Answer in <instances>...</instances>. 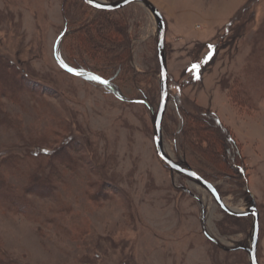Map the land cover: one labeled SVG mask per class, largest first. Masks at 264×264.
<instances>
[{
    "label": "rangeland",
    "instance_id": "1",
    "mask_svg": "<svg viewBox=\"0 0 264 264\" xmlns=\"http://www.w3.org/2000/svg\"><path fill=\"white\" fill-rule=\"evenodd\" d=\"M150 1L167 26L164 151L213 179L229 207L246 212L255 198L264 264V0ZM105 12L83 0H0V260L251 264L253 217L225 213L156 152L155 17L141 3ZM186 110L221 118L242 175L188 148L198 133L182 126ZM219 143L207 149L224 156Z\"/></svg>",
    "mask_w": 264,
    "mask_h": 264
},
{
    "label": "water",
    "instance_id": "2",
    "mask_svg": "<svg viewBox=\"0 0 264 264\" xmlns=\"http://www.w3.org/2000/svg\"><path fill=\"white\" fill-rule=\"evenodd\" d=\"M88 6L92 7L95 10L100 11H116L123 9L124 7L132 4V3H141L145 5L150 12L155 17L158 26H159V40L157 44V53H158V59L160 63V103H159V109L156 115V119L153 123V138H154V145L156 148V152L160 159L164 162V164L170 169L172 175L175 172H179L183 175H186L197 182H200L202 185H204L213 195L215 200L217 201L218 205L221 207V209L235 217H253V236L251 240L250 247L247 248L249 252V258L251 264H260L258 260V243H259V234H260V214L257 207V202L255 198L251 201V206L248 211L242 212L238 211L234 208H231L227 205L223 197L221 196L220 192L218 191L216 185L212 183L211 181L205 179L203 176H201L199 173H197L195 170H193L190 167H185L181 163H178L175 161L172 157L168 156L163 148V141H162V124L163 119L166 112V107L168 103L169 98V82H168V66L166 61V22L164 19L163 14L161 11L150 1V0H120L113 3L103 2L99 0H93V3H89V0H83ZM99 4L100 7H97L96 5ZM209 238L215 242L218 243L216 239H213L209 236Z\"/></svg>",
    "mask_w": 264,
    "mask_h": 264
},
{
    "label": "trees",
    "instance_id": "3",
    "mask_svg": "<svg viewBox=\"0 0 264 264\" xmlns=\"http://www.w3.org/2000/svg\"><path fill=\"white\" fill-rule=\"evenodd\" d=\"M100 13L103 12V14H106L105 11H100L98 10ZM127 32V31H126ZM116 48H114L115 50ZM90 71H87V72H92V73H95L93 75H97L96 73H99L97 71H94L93 69H88ZM104 77V76H103ZM112 80V78H111ZM187 112V115H182L181 111H179V114L181 116V123H182V126L184 125H188L189 128L188 131H193V133H200L199 131H206V130H209L211 131V133L213 134V139H217L218 140V143L219 145H221V147L223 146V154L224 156H220L219 152L216 150V148L212 147L211 149H207V148H210L211 145H214V141L217 142V140H214L212 143L209 142L207 143V141H204V135H198L197 134V138L198 139H195V138H190V146L188 148H190V150L194 151L196 155H201L202 154V151H203V147L204 148V151H203V155L205 156V153L207 154L206 156L207 159H209L212 163H214L216 165V167H222V166H232L235 168V170H237V172L242 175L241 172H245L244 171V167H243V162H242V155H241V150L239 149V144L238 142L232 138L231 134H229L228 132V127L227 125H225L221 119L218 117V116H214L212 117L211 119V122H207L205 120V118H202V117H196V116H191V114L186 110ZM186 116L189 117L188 119V124H187V119H186ZM207 119V118H206ZM206 125L208 126V129L207 128H201L202 125ZM181 126V129L183 130ZM203 127V126H202ZM185 128V127H184ZM180 129V133H181V130ZM212 140V139H211ZM236 148V149H235ZM209 151V152H208ZM208 152V153H207ZM233 159V161H232ZM242 163V164H241ZM223 168V167H222ZM195 170L197 173H199L201 176H203L205 179L209 180V181H213V179H211L210 177L204 175L203 173H200L199 171H197L196 169H193ZM219 191V190H218ZM233 219H237V218H233ZM239 220V219H237ZM0 264H21V263H18V262H15V261H1L0 260Z\"/></svg>",
    "mask_w": 264,
    "mask_h": 264
},
{
    "label": "snow or ice",
    "instance_id": "4",
    "mask_svg": "<svg viewBox=\"0 0 264 264\" xmlns=\"http://www.w3.org/2000/svg\"><path fill=\"white\" fill-rule=\"evenodd\" d=\"M89 3H93V0H89ZM96 6H97V7H100L99 4H97ZM210 58H211V52L209 53L207 59H210ZM65 67H68V66L65 65ZM197 68H199V65H193V69H197ZM69 71H72V72H74V73H76V74H81V73H79L78 70H76V69L69 68ZM91 78H92V79H95V80H97V81H99V82H101V83H105V84L107 83V81L102 80V78H101V77H98V76H93V77H91Z\"/></svg>",
    "mask_w": 264,
    "mask_h": 264
},
{
    "label": "bare ground",
    "instance_id": "5",
    "mask_svg": "<svg viewBox=\"0 0 264 264\" xmlns=\"http://www.w3.org/2000/svg\"><path fill=\"white\" fill-rule=\"evenodd\" d=\"M239 210V209H238ZM240 211H243V210H240Z\"/></svg>",
    "mask_w": 264,
    "mask_h": 264
},
{
    "label": "flooded vegetation",
    "instance_id": "6",
    "mask_svg": "<svg viewBox=\"0 0 264 264\" xmlns=\"http://www.w3.org/2000/svg\"><path fill=\"white\" fill-rule=\"evenodd\" d=\"M221 119V118H220Z\"/></svg>",
    "mask_w": 264,
    "mask_h": 264
}]
</instances>
